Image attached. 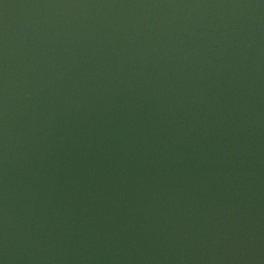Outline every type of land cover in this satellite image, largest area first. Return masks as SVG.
<instances>
[{"label": "water", "instance_id": "water-1", "mask_svg": "<svg viewBox=\"0 0 264 264\" xmlns=\"http://www.w3.org/2000/svg\"><path fill=\"white\" fill-rule=\"evenodd\" d=\"M0 264H264V0H0Z\"/></svg>", "mask_w": 264, "mask_h": 264}]
</instances>
